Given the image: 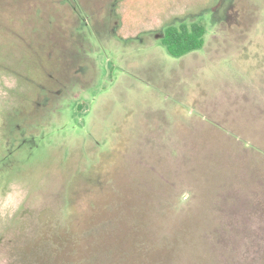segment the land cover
<instances>
[{
  "label": "rangeland",
  "instance_id": "obj_1",
  "mask_svg": "<svg viewBox=\"0 0 264 264\" xmlns=\"http://www.w3.org/2000/svg\"><path fill=\"white\" fill-rule=\"evenodd\" d=\"M0 156V264H264V0H0Z\"/></svg>",
  "mask_w": 264,
  "mask_h": 264
},
{
  "label": "trees",
  "instance_id": "obj_2",
  "mask_svg": "<svg viewBox=\"0 0 264 264\" xmlns=\"http://www.w3.org/2000/svg\"><path fill=\"white\" fill-rule=\"evenodd\" d=\"M204 35H205V27L202 23L199 22H191L190 24L180 23L177 26L176 25L165 26L161 31L160 40L169 55L173 57H180L191 51L201 48L204 43ZM48 72L49 70H47L46 67L41 66L40 74H42L43 78L41 80L32 79L31 83H33L35 87H37L38 85L39 88L42 87L44 88V90L42 91L41 94L40 91L37 90L39 88L36 89L37 94H35L34 95L35 97L31 99L32 101L31 104H33V106L31 107L32 109L30 111H26L27 112L26 116H29L31 114L34 115L35 112H37V110L40 109V107L45 106L47 104L50 105L49 101L51 100V96L55 94L54 92L60 91L61 88L64 87L63 85L62 87L60 86L59 79H58L59 82H57V78H50ZM64 76L67 78V75L64 74ZM39 97H42L44 99V102L41 103L40 99H38ZM3 161H2V157L0 156V171H2L1 166ZM56 235L60 236V238L58 237L56 240H62L61 242L63 244L66 242L67 244L70 245L76 242L77 240H79L78 235H76V232L70 229H68L66 233L58 232V234Z\"/></svg>",
  "mask_w": 264,
  "mask_h": 264
}]
</instances>
